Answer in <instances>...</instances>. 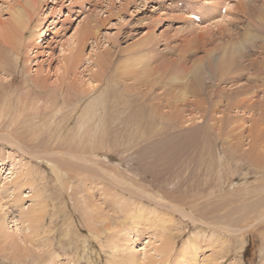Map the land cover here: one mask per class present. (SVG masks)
<instances>
[{
    "label": "rangeland",
    "instance_id": "obj_1",
    "mask_svg": "<svg viewBox=\"0 0 264 264\" xmlns=\"http://www.w3.org/2000/svg\"><path fill=\"white\" fill-rule=\"evenodd\" d=\"M16 1L0 0V21L10 17ZM42 1L28 31L25 28L22 37L18 32L12 38L20 43V59L9 79L3 80L4 75L0 74L3 80H0V99L4 101L9 92L22 91L25 81L33 88V96L36 92L42 99L60 81L63 89L54 91L58 99L55 105L48 103L45 107L40 102L38 110L45 119L33 120L27 116L25 128L16 125L24 142L31 139L25 148L0 140V164H5L0 165V169L4 165L0 170V217L5 233L0 237L5 241L0 245V264H63L66 260L70 264H109L108 260L152 264L159 257L155 247L166 240L173 248L165 264H264V27H260L264 26V0ZM239 2L248 6L237 12L235 7ZM88 26L92 31L98 29L97 37L90 34L79 45L76 34ZM33 29L39 43L31 34ZM145 32L155 39L149 45V68L157 69L158 73L169 68L162 78L170 88L186 81L191 85L196 79L202 87L201 95L188 92L187 97L200 104L199 107L191 105V101L189 104V98V105L180 102L183 111L178 121L171 124L164 120L165 130L159 131L156 124L163 119L153 117L148 108L137 110L134 107L137 104L131 102L132 95L127 94L124 96L127 107L136 108V112L124 132L126 145H116V129L124 118H116V102L110 100L121 84L118 89L109 85L107 93L101 90L108 80H115L112 74L121 61H134L137 68L147 65L142 63L143 59L146 61L147 50L133 46ZM77 48L82 50L83 60L77 64L75 76L67 72L70 64L63 57L75 54ZM233 50L235 56L230 58ZM179 60H184L186 78L180 76L182 72L176 73L180 79L173 78L170 71ZM245 64H248L246 69ZM239 65L241 68L237 69ZM36 70L47 79L50 89L40 92L35 89L32 79ZM197 70L201 74L198 79ZM70 78H74L76 86L70 84ZM68 84L73 90L70 94L65 89ZM139 86L143 91H152V96L166 90L165 86L157 88L147 82ZM74 89L79 92L75 93ZM178 90L182 92L181 88ZM100 94L99 99L105 105L103 114L97 111L91 129L84 130V135L77 138L80 141L67 144L70 133H75L77 116ZM30 100L35 101L33 97ZM248 102L251 106L246 105ZM74 103L78 106L73 110ZM56 109L61 112L55 113ZM257 126L261 128L259 135L253 130ZM96 129L100 130L97 134L93 132ZM59 132L63 144L53 142ZM88 139L93 142L91 146L86 144ZM78 142L84 143L83 150L91 149L98 156V163L91 166L94 175L90 170L85 173L79 170L81 176L71 178L62 170V162L69 163L72 159L65 152L79 149ZM226 146L237 148L232 151ZM106 154L108 164L103 161ZM249 155L258 159L261 172L250 166L254 161ZM13 158L20 159L34 174V178L27 175L34 182L32 188L28 184L13 188L15 173L6 175L9 163L15 162ZM164 168L169 174L160 173ZM40 204L45 214L39 232L45 236L40 241L37 237L25 238L22 229L26 223H20L19 209H37ZM140 208L167 218L156 226L160 228V223L164 224L160 229L163 233L149 223L152 220L145 214L141 213L143 218L137 217L141 215L137 212ZM93 222L95 228L91 229L89 225Z\"/></svg>",
    "mask_w": 264,
    "mask_h": 264
},
{
    "label": "bare ground",
    "instance_id": "obj_2",
    "mask_svg": "<svg viewBox=\"0 0 264 264\" xmlns=\"http://www.w3.org/2000/svg\"><path fill=\"white\" fill-rule=\"evenodd\" d=\"M244 1V0H243ZM259 1V0H258ZM17 4L16 6L13 5V9H11L10 11V17L5 20V21H0V74L4 75V78H2L3 80H7L9 79L11 76H12V70H13V67H16V65L18 64V61L20 59V43L19 42H16L14 40H12L13 36H15L14 34H17L19 32V35H21V37L23 36L24 34V30L25 28H27L30 23H31V20L33 18V15L35 14L34 12L37 10L38 8V5L41 6V3H43L42 0H17L16 1ZM15 2V3H16ZM261 2V1H260ZM262 4V3H260ZM263 5V4H262ZM247 4H243L242 2H239L236 4V10L237 12H239L240 10H244L247 8ZM261 6V5H260ZM264 7V6H263ZM262 7V8H263ZM235 11V10H234ZM260 18H263V17H260ZM259 24H262L261 20H258L257 21ZM264 27L263 25H260V27ZM97 27V26H96ZM31 29V28H30ZM95 30L92 31V28L91 27H85L83 29H80V31L77 32V37L79 36L78 38V44H83L87 41V38L90 37V34L92 36H96L97 37V32H98V29L96 30V28H94ZM25 31H28V28L27 30ZM35 30L33 29L31 31V34H34V37H36V40H38V36H36L35 34ZM75 35V36H76ZM25 36V35H24ZM91 36V37H92ZM17 37V36H16ZM74 37V35H73ZM30 38V37H29ZM27 38V39H29ZM26 39V38H25ZM12 40V41H11ZM31 40V39H30ZM33 40V39H32ZM76 40V39H75ZM19 41V40H18ZM22 41V40H21ZM39 41V40H38ZM37 41V43H39ZM74 41V40H73ZM72 41V42H73ZM33 42V41H31ZM22 43V42H21ZM25 43V42H24ZM28 43V42H27ZM155 43V39L154 37L150 34V33H143V36L140 37V39L133 45L134 47H140V48H143L144 50H147L145 52V58H146V61L143 59L142 60V63L146 62V66L145 67H141L140 68H137L135 67L136 64H133L132 63H129L130 60H124V61H121V63L116 67L114 73L112 74V76L114 75L115 77V80L112 81L114 82H111L110 80H108L106 82V85L104 87V90H101L102 92H108V88H109V85L117 88V87H120L119 84H121V87L120 89L117 90V92L115 93V97L114 99H111L110 101L113 102V100L116 102V118H124V120H121L117 126V133H118V140L115 141V144L116 145H126L125 141H126V138H123V137H127V134H125L124 132L128 130V120L130 121V117L131 115H133V113L136 112V108H138L137 110H142L144 108H148L149 109V114H152L153 117L157 118V119H163V120H159V122L156 124L158 126V129L160 131V129L162 130H165V128L162 126V124L164 123L163 121L167 120L168 122H177L178 121V118L180 116V114L182 113L183 109L181 110V104L180 102H182L183 105H189L190 104V101H191V105H195L196 107H199V104H200V101L196 100L195 102L192 101L191 98L187 97V93L188 92H191V93H194V95H201V91H202V87L200 84H198V81H196L195 79V83L193 82V84H189L188 85V82L186 81V83L184 82L183 84L180 83V85H176L174 87H166L165 85L167 84L165 80H163V76L162 75H165V72H169L168 69L165 70V71H162L161 73H158V70L157 69H154V68H149V64H150V60H151V57H150V52L148 50H150L149 48V45ZM36 44V43H35ZM22 45V44H21ZM28 45V44H27ZM25 46V45H24ZM30 46V45H29ZM77 46V45H76ZM148 47V48H147ZM72 48V47H71ZM74 48V47H73ZM147 48V49H146ZM238 49V48H237ZM264 49V47H263ZM72 51V50H71ZM82 51V50H81ZM81 51L77 48L75 54H70V55H67L66 57H63V59H66L70 66L68 65V71L69 74H72V75H75L76 76V67H77V64H79L81 62V60H83V56H82V53ZM239 51V49H238ZM235 56V52L234 50L232 51V56L230 58H234ZM24 58V57H23ZM89 58V57H88ZM88 58H85V61L86 60H89ZM24 61V60H23ZM98 61L100 62V59H98ZM137 63V62H136ZM66 64V62L64 63ZM82 64V63H81ZM14 65V66H13ZM248 64H245V69L247 67ZM250 65V64H249ZM218 68V66H217ZM241 66L239 65L237 69H240ZM187 70V68L185 67L184 65V60H179L176 62V65H175V68L174 69H170V71H172V75H173V78H178L180 79L179 75H177L176 73H183V75H180L181 77L183 78H186V73L185 71ZM39 70H36V76L35 78L32 79V84L33 86L35 87V89L40 92V91H44V90H47L48 88L50 89L49 85L46 84V81L47 79L44 78V77H40L39 76ZM198 72V76H197V79L199 77H201L200 75V71L197 70ZM156 77L153 78V80H151V77L153 75H156ZM197 74V73H196ZM74 76V77H75ZM94 76V75H93ZM143 76V77H142ZM67 77V76H66ZM90 77V76H89ZM32 78V77H31ZM93 78V77H92ZM112 78V77H111ZM0 79V80H2ZM61 79V78H60ZM65 79V78H64ZM71 81L70 84H73V83H76L74 78H70ZM127 79H130V80H127ZM247 79L249 80V76L247 77ZM2 80V81H3ZM200 80V79H199ZM68 81L66 82V84L68 83ZM126 81H130V82H126ZM250 81V80H249ZM141 82H147V84L149 85H152V86H155L157 88L159 87H162V86H165V92H160L159 94H157L156 96H152V91L149 92V90L147 91H143V89L140 88V83ZM24 85L21 87L22 91L16 93L15 92H9L6 97L4 98V101H1L0 99V140H4L5 142H7L8 144H10L11 146H14L16 145L18 148H25L27 145H26V142L27 141H30L31 139H25L27 140L26 142L23 141V139L20 138V135L22 133L21 132V128H25L27 126V123L25 121V118L28 116H30L31 119L35 120L36 118L37 119H45V115H41L39 110L41 105H40V102H42L44 104L45 107H47L48 103L50 105H55V99L58 101L57 98H55L54 96V91L55 90H60L61 91V88H62V84H61V81H60V84H57L56 86H54V88L51 89V91L49 90L48 92H46L45 97L44 99L40 98V96H38L36 94V92L34 93L35 96H33L32 94V87L31 85H28L27 81H25L23 83ZM65 84V83H64ZM178 84V83H177ZM89 85V84H88ZM87 85V87H88ZM73 86H76L75 84H73ZM78 86V85H77ZM110 86V87H111ZM180 86V87H179ZM69 84H68V87H65V89L67 88V93L70 94V92H72L73 90L72 89H69ZM178 88L182 90V92H180V90H178ZM63 89V88H62ZM79 90V89H78ZM175 90H178L177 92ZM175 91V92H174ZM56 92V91H55ZM63 92V90H62ZM65 92V91H64ZM74 92H79L77 90L74 89ZM83 92V91H82ZM171 92H174L173 95L171 97H169L168 95L171 93ZM15 93V95H13ZM74 93V94H75ZM84 93V92H83ZM62 94V93H60ZM128 95H132V97L128 100H131V102H135L137 104V106H134L136 108L132 109L130 107H127V100H126V96ZM172 94V93H171ZM178 94V95H177ZM13 95V96H12ZM83 95V94H81ZM102 94H100L98 96V98L96 97L95 99L91 100L89 102V104L84 107V111L83 112H79L80 114L77 116V119L75 121V126H74V130H75V133L72 132L70 133V140L66 141L67 144H70V143H74L75 140L77 141H80L81 139H77L78 137H80V135H84V130H88L91 129V125L94 123V116L97 111H99L101 114H103L104 112V108H105V105H104V101L103 99H99L100 96ZM193 95V94H191ZM12 96V98H11ZM58 96V95H56ZM62 96V95H61ZM75 96V95H74ZM125 96V97H124ZM33 97V100H35L34 102L30 99H32ZM50 97H52V99L50 100ZM197 97V96H196ZM15 98V99H14ZM123 98H125L123 100ZM128 98V97H127ZM187 98H189V104H188V100ZM41 99V100H40ZM61 99V97H60ZM156 99V100H155ZM248 99V97H247ZM65 100V99H64ZM241 100L243 101V98H241ZM45 102V103H44ZM164 102V104L162 103ZM60 103V102H59ZM71 103V102H70ZM120 103V104H119ZM134 103V104H135ZM35 104V105H34ZM114 104V103H113ZM119 104V106H118ZM132 104V103H131ZM133 104V105H134ZM243 104H244V101H243ZM61 105V103H60ZM63 105V103H62ZM130 105V104H129ZM132 105V106H133ZM247 106H251L250 102H248L246 104ZM78 105H76L74 103V106H73V110L77 107ZM81 106V105H80ZM118 106V107H117ZM131 106V107H132ZM148 106V107H147ZM65 107V106H64ZM69 107V106H68ZM166 107V108H165ZM183 108V107H182ZM79 109V108H78ZM81 109V107H80ZM166 109V110H165ZM61 110V108H60ZM59 109H56L55 110V113H58L60 111ZM77 110V109H76ZM103 110V111H102ZM71 111V109L69 110ZM61 112V111H60ZM140 112V111H139ZM53 114V113H52ZM61 114V113H60ZM59 115V114H58ZM65 115V114H64ZM67 115V114H66ZM143 117V116H142ZM55 118V117H54ZM71 118V117H70ZM47 119V118H46ZM132 119H133V116H132ZM59 120V119H58ZM74 122V121H73ZM38 123V122H36ZM40 123H43L41 120H40ZM49 123V122H48ZM56 123V122H55ZM67 123V122H66ZM72 123V122H71ZM101 127L102 129L104 130L105 127L102 126L104 125V121L102 120L101 122ZM99 123V124H100ZM131 123V121H130ZM171 123V124H172ZM53 124V123H52ZM68 124V123H67ZM132 124V123H131ZM16 125H19L18 127ZM35 125V124H34ZM51 125V124H50ZM175 125V124H174ZM32 126V125H31ZM135 126V125H134ZM141 126V125H140ZM35 127V126H34ZM40 127H41V124H40ZM52 127V126H51ZM87 127V128H86ZM99 127V125H98ZM139 127V126H138ZM253 127V126H252ZM260 126H257L256 128H254V132L259 135V130L261 132V128H259ZM9 128L11 130H14V133L12 134L9 130ZM32 129V127H30ZM50 128V127H49ZM86 128V129H85ZM132 128V127H131ZM35 129V128H34ZM33 129V130H34ZM109 129V128H108ZM135 129H137L135 127ZM134 129V130H135ZM202 129V128H201ZM132 131V130H131ZM208 131V130H207ZM48 132V131H47ZM52 132V131H51ZM55 132V131H54ZM94 133H98L100 132L99 129H96L95 131H93ZM133 132V131H132ZM36 133V132H35ZM43 133V132H42ZM50 133V132H49ZM131 133V132H130ZM135 133V131L133 132ZM28 135V134H27ZM50 136H51V133H50ZM34 137V136H33ZM112 137V136H111ZM53 138V137H52ZM63 136L61 135V133L59 132L56 139L54 140L53 138V142H57V144H61V140H62ZM171 138V137H170ZM41 140V139H40ZM50 140V139H49ZM94 141V140H93ZM258 141V140H257ZM49 142V141H48ZM51 142V141H50ZM65 142V141H64ZM32 143V142H31ZM89 143V144H88ZM110 143V142H109ZM30 144V143H28ZM44 144V143H43ZM63 144V143H62ZM86 144L88 145H92L93 142L91 139H88ZM53 145V144H52ZM56 145V144H55ZM80 145V146H79ZM154 145V144H153ZM156 145V144H155ZM33 146V145H32ZM83 146H84V143H79L78 142V148H74L73 150L71 149L70 147V150L71 153L69 152H65L66 155H69V157H71V161L69 163L67 162H62V165H63V172H67V174L69 175V177L71 178H78L77 175H80L82 174L81 171H84L83 173H85V171H88L89 170L91 171L92 169V163L95 162L94 164H97L98 162L96 161L97 160V154L94 153L93 151H91V149H86L87 151L83 150ZM51 147V146H50ZM60 147V146H59ZM87 147V145H86ZM148 147V146H146ZM229 150L230 149H233L231 146H226ZM54 148V147H53ZM62 148V147H61ZM91 148V147H89ZM117 148V147H116ZM235 148H237V146H235ZM235 148L232 150L234 151ZM104 149V148H103ZM112 149H114L112 147ZM69 150V151H70ZM67 151V150H66ZM74 151V152H73ZM100 151V150H99ZM108 151V150H107ZM124 151V149H123ZM155 151V150H154ZM169 151V150H167ZM193 151V150H192ZM117 152V151H116ZM126 152V151H125ZM165 151H163L164 153ZM231 153V152H230ZM165 154V153H164ZM255 154V153H254ZM125 155V154H124ZM123 155V156H124ZM143 155V154H142ZM160 155V154H159ZM256 155H257V158H259L258 156V152H256ZM65 156V155H64ZM108 154H106L104 156V164H108V160H107V157ZM127 156V155H125ZM201 156V155H200ZM238 156V155H237ZM132 157V156H131ZM175 157V156H174ZM240 157V156H239ZM247 157V156H246ZM249 157H251V160H253L254 162H252L250 164V166H254L256 169H257V173L258 172H261V166L260 164L256 161L258 160L254 155H249ZM62 158V157H61ZM165 158V157H164ZM163 158V160H164ZM225 158V157H224ZM238 158V157H237ZM236 158V159H237ZM69 159V158H68ZM98 159H101V158H98ZM136 159V158H135ZM14 160V158H13ZM122 160H124L122 158ZM134 160V159H133ZM152 160V159H151ZM162 160V159H161ZM172 160V159H171ZM175 160V159H174ZM181 160V159H180ZM239 160V159H238ZM15 161V160H14ZM84 161H86V163H83ZM121 161V160H120ZM128 161V160H127ZM138 161V160H137ZM185 161V160H184ZM222 161V160H221ZM250 161V160H249ZM111 162V161H110ZM158 163V162H157ZM160 163V162H159ZM163 163V162H162ZM250 163V162H249ZM1 164H4V163H1ZM0 164V165H1ZM190 164V162H188L187 166ZM5 165V164H4ZM3 165V166H4ZM121 165V164H120ZM126 165V163H125ZM156 165V164H155ZM165 165V164H164ZM172 165V164H171ZM1 167V171L4 169V167ZM223 166V165H222ZM95 167V166H94ZM111 167V166H110ZM150 167V166H149ZM195 167V166H194ZM215 167V166H214ZM29 168V167H28ZM31 168V167H30ZM151 168V167H150ZM158 168V167H157ZM168 168V167H167ZM179 168V167H178ZM6 169V168H5ZM17 169H20L18 170V172L16 171ZM58 169V168H57ZM56 169V170H57ZM95 169H98V167ZM100 169V168H99ZM117 169V168H116ZM159 169V168H158ZM177 169V168H176ZM15 170V171H14ZM53 170V169H52ZM81 170V171H79ZM104 170V169H103ZM125 170V169H124ZM169 170V168H168ZM199 170V169H198ZM58 171V170H57ZM108 171V169H107ZM123 171V170H122ZM121 171V172H122ZM155 171V170H154ZM161 171V172H160ZM159 172L162 173L163 175H167V174H164V173H168V171L166 170V168L160 170ZM37 172V171H36ZM60 172V171H59ZM93 172V171H91ZM117 172V171H116ZM126 172V171H125ZM143 172V170H142ZM170 172V171H169ZM174 172V171H173ZM15 173V174H14ZM97 173V172H96ZM114 173V172H113ZM127 173V172H126ZM150 173V172H149ZM190 173V172H189ZM14 174V180H13V188L15 186H18V185H21V184H28L30 188H32V185L34 182L31 181L32 179H30L29 177H27V175L31 176L34 178V174L32 175V172H30V170H27L25 167H24V164H21V160H16L15 162H12V163H9V167L7 168V172H6V175L7 177L9 176H12ZM91 174H95V172L91 173ZM138 174V173H137ZM141 174V172H140ZM145 174V172H144ZM161 174V175H162ZM169 174V173H168ZM174 174V173H173ZM85 175V174H84ZM100 175V174H99ZM115 175V174H114ZM112 175V176H114ZM119 175V173L116 174V176ZM160 175V176H161ZM172 175V174H171ZM25 176V177H24ZM108 176V175H107ZM128 177V180H131V178H129L128 175H126ZM125 176V177H126ZM154 176V175H153ZM97 177V175H96ZM105 177V175H104ZM111 177V176H110ZM119 177V176H117ZM117 177L115 179H117ZM121 177V176H120ZM124 177V176H123ZM132 177V176H131ZM166 177V176H165ZM168 177V176H167ZM166 177V178H167ZM29 178V179H28ZM25 179V180H24ZM60 179V178H59ZM62 179V178H61ZM111 179V178H109ZM113 179V180H115ZM164 179V178H163ZM162 179V180H163ZM168 179V178H167ZM264 179V178H263ZM12 180V179H11ZM17 180V181H16ZM23 180L25 181V183L23 182ZM27 180V181H26ZM63 180V179H62ZM146 180V179H145ZM118 181V180H117ZM166 181V179H165ZM195 181V180H194ZM11 182V181H10ZM96 182V181H95ZM94 182V183H95ZM116 182V181H114ZM132 182V181H131ZM118 183V182H117ZM121 183V182H119ZM118 183V185H119ZM136 183V182H135ZM96 184V183H95ZM116 184V183H115ZM122 184V183H121ZM158 184V183H157ZM63 185V184H62ZM166 185V184H165ZM104 186V184H103ZM131 186V185H130ZM120 187V186H119ZM217 187V186H216ZM16 189V188H15ZM34 189V188H33ZM129 189V188H128ZM222 189V188H221ZM156 191V190H155ZM211 191V190H210ZM9 192V191H8ZM133 192V191H132ZM146 192V191H145ZM132 195V194H131ZM140 195V194H139ZM167 195V194H166ZM215 195V194H213ZM136 196V195H135ZM119 197V196H118ZM125 198V197H124ZM127 202V201H126ZM138 202V201H137ZM137 202L136 205H137ZM124 203V202H123ZM263 203V202H262ZM120 204V203H119ZM130 204V203H129ZM122 205V204H121ZM124 205V204H123ZM126 205V204H125ZM128 205V204H127ZM132 205V204H131ZM1 206V205H0ZM135 206V205H134ZM40 208H37V209H31V208H21L19 209V213L21 215V220H20V223L23 225L26 223V226L22 229L23 230V236L26 238V237H29V238H32V239H41L42 236L44 238L45 234L41 236L40 232L41 229L43 228V221H44V217H43V214H45V209H42V204L39 205ZM174 207V206H173ZM123 208V207H122ZM153 208V207H152ZM1 209V208H0ZM138 209V208H137ZM130 210V209H129ZM134 210V209H133ZM132 211V210H131ZM139 211L138 214H145V216L152 220V222H149V223H152L153 226H158L159 225V222L164 220L166 221V217L162 216V214H158L156 211L153 212V210H145L144 208H140L139 210H137V212ZM146 211V212H145ZM128 212V211H127ZM135 212V211H134ZM101 213V212H99ZM107 213V212H106ZM131 213V212H130ZM141 215H137L138 216H142ZM193 214V213H192ZM249 214V213H248ZM7 216V213H4V216ZM131 215V214H130ZM2 216V215H1ZM91 216V215H89ZM129 216V215H128ZM202 216V215H201ZM204 216V215H203ZM93 217V216H92ZM91 217V220H95V217L92 218ZM89 218V217H88ZM106 218V217H105ZM143 218V216H142ZM141 218V220H142ZM207 218V217H206ZM206 218H205V221H206ZM213 218V217H212ZM97 219V218H96ZM104 219V218H103ZM129 219H131L129 217ZM193 219V218H192ZM201 219V218H200ZM199 219V220H200ZM204 219V218H203ZM211 219V218H210ZM99 220V219H98ZM102 220V219H101ZM107 220V219H106ZM195 220V219H194ZM163 221V222H164ZM193 221V220H192ZM196 221V220H195ZM202 222H204L203 220H200ZM1 222H2V217H0V228L2 230V233L0 234V237L4 236V232H3V227L1 226ZM142 222V221H141ZM238 222V221H237ZM260 222V221H259ZM263 222V221H262ZM261 222V223H262ZM95 222L90 223L89 227L91 229L95 228V225H94ZM124 223V222H122ZM165 223V222H164ZM205 223V222H204ZM208 223V222H207ZM211 223V222H210ZM214 223V222H213ZM96 224V223H95ZM207 225V224H206ZM219 225V224H218ZM237 225V224H235ZM255 225V224H254ZM257 225V224H256ZM127 226V225H126ZM217 226V225H216ZM253 226V225H252ZM114 227V226H113ZM161 227H164V224L161 225L160 223V228L157 227L156 229H161ZM166 227V226H165ZM254 227V226H253ZM109 226L106 224L105 225V229H108ZM119 228V226H118ZM128 228V227H126ZM218 228H221V227H218ZM6 229H7V226H6ZM165 229V228H164ZM223 229V228H222ZM96 230V229H95ZM115 230V229H114ZM136 230V229H135ZM202 230V229H201ZM27 231V232H26ZM43 231L45 232V228L43 229ZM104 232V231H103ZM161 233H163L162 231H160ZM160 233V234H161ZM237 233V232H236ZM244 233V232H243ZM253 233V231H252ZM253 236V235H252ZM35 237V238H34ZM171 237V236H170ZM42 238V239H43ZM119 238V237H117ZM248 238V237H247ZM5 239V238H4ZM46 239V238H45ZM115 239V238H114ZM198 240V238H197ZM37 241V240H36ZM40 241V240H39ZM44 241V240H43ZM48 240L46 239V242ZM203 241V240H202ZM42 242V240H41ZM40 242V243H41ZM195 242V241H194ZM5 243V241L3 242V240H0V245ZM43 243V242H42ZM111 243V242H110ZM161 243V241H160ZM160 243H158L160 245ZM44 244H47L44 242ZM195 244V243H194ZM187 245V244H186ZM50 246V245H48ZM191 246V245H190ZM112 247V246H110ZM187 247V246H186ZM193 247V246H192ZM196 247V246H195ZM172 248H173V245L172 243L168 240H166V243H161L160 247H155V252L159 254V257L158 259H153V262L152 264H165L167 263L168 259H169V254L172 252ZM187 251V250H186ZM221 255V254H220ZM5 255H3L4 257ZM67 259V258H66ZM113 259V258H112ZM152 259V258H151ZM216 259V258H215ZM121 262V263H120ZM120 262H112V261H109L108 260V263L109 264H124L122 263V261ZM63 264H70L69 260H66ZM137 264V263H136ZM213 264H219L217 262L213 263Z\"/></svg>",
    "mask_w": 264,
    "mask_h": 264
}]
</instances>
